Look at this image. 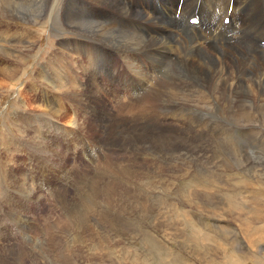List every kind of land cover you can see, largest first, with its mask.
Wrapping results in <instances>:
<instances>
[{
    "label": "rangeland",
    "instance_id": "374dc122",
    "mask_svg": "<svg viewBox=\"0 0 264 264\" xmlns=\"http://www.w3.org/2000/svg\"><path fill=\"white\" fill-rule=\"evenodd\" d=\"M5 1L0 264H264V111L244 119L221 113L220 104L214 112H163L166 99L138 101L131 65L86 46L89 0Z\"/></svg>",
    "mask_w": 264,
    "mask_h": 264
},
{
    "label": "bare ground",
    "instance_id": "6f19581e",
    "mask_svg": "<svg viewBox=\"0 0 264 264\" xmlns=\"http://www.w3.org/2000/svg\"><path fill=\"white\" fill-rule=\"evenodd\" d=\"M13 3H15V2H13ZM13 3H11V4H13ZM16 3H17V1H16ZM81 3H83V2L81 1ZM85 3H87V2L85 1ZM7 4H8V1H7ZM169 5L171 6V11H169L167 8ZM61 6H63V5H61ZM88 6L90 9V12L92 14H94V17L91 16L92 15L91 14L90 17H92V20H90L91 22H89V23H91L90 26H88V29H86L87 27H84V29L87 30L84 34L85 38H86V44H87L86 46H92V49L90 48L92 51L95 50V48L98 46L99 48L97 47V49L100 50V48H101L102 52H104L105 55H106L107 51L110 50V51L115 53V56L119 57V59H122L124 61V63L126 62V63H128L127 65L132 66V68L134 70V75H135V77H133L135 79V80L133 79L135 82H133V83H134L135 88L137 90V94L136 93L135 94L137 95L138 101H142V99H145L148 101L147 104H150L151 100L154 101L155 99L156 100L166 99V103L164 105H162L160 107V109L163 112H170V113H174V114L178 113V112L181 113L183 109H185L187 111H189V110H196V111L197 110H202V111L204 110L205 111L206 110L207 112L208 111L214 112L215 110L212 108L213 104H220L221 105V106H218V111H220L221 113H223L225 115H232V113L233 114L237 113L240 119H244V118L249 117L252 114V112L262 113L264 111V0H89ZM4 7L1 9L6 8V7L5 8ZM70 7H73V6H70ZM229 7H230V9H229ZM72 9H75V8H72ZM179 9H180V12L178 13ZM55 10H56V8H55ZM79 10H80V8H79ZM67 11H68V6H67ZM227 11H228V14L230 13V16H229V21L227 23H225L223 21V18L227 14ZM72 12H74V11H72ZM80 13L77 14V12H76L77 15H80ZM5 14H6V12H5ZM68 14H69V12L67 13V15ZM71 14H73V13H71ZM84 15H86V14H84ZM61 16H62V14H61ZM193 16H196L198 18L197 22H190V18ZM72 20H74V18H72ZM74 22H77V21H74ZM84 22H85V20H84ZM80 23H81V21H80ZM80 23H78V24H80ZM224 23L226 25H224ZM70 24H72V23L70 22ZM75 24L76 23H74V25ZM78 24H77V26H78ZM81 24H80V26H81ZM130 24H132V25L134 24L133 27H129L128 25H130ZM41 26H45V25H41ZM71 28H69V29H71ZM59 30H61V29H59ZM82 30H83V27H82ZM28 32H27V34H28ZM76 33H79V32H76ZM68 41H69V39H68ZM76 41H77V39H76ZM20 43H21V41H20ZM9 47H10V45H9ZM59 48H56V49H59ZM74 48L77 49V47H74ZM58 51H60V50H58ZM66 51H67V49H66ZM95 51H97V50H95ZM73 52H75V51H73ZM25 58H27V57H25ZM53 59H54V57H53ZM96 59H98V57ZM110 62H112V61H110ZM167 63L171 64L170 68L169 69L167 68L168 70L163 72V69L165 68ZM19 64H20V61L18 62V65ZM92 64L90 63V65H92ZM40 66L44 67V64L40 65ZM52 66H54V65L52 64ZM56 66H57V64H56ZM50 69H52V68L50 67ZM58 69H59V67H58ZM181 69L182 70L184 69L187 72L186 75L181 76L180 74H177V72ZM9 70H11V69H9ZM45 71L48 72L47 70H45ZM112 71H113V69H112ZM62 72H63V69H62ZM82 72H83V70H82ZM116 72H115L116 74L119 73L118 69ZM3 73L4 72H2V74ZM71 74H73V73L71 72ZM59 75H60V72H59ZM106 75H107V73H106ZM55 76H57V75H55ZM68 76H69V74H68ZM97 76L98 75L96 74L95 71L89 70V72H88V79L89 80L88 81L90 82V84H92L94 86L93 89H94L95 93L98 95H101L102 92H104V91L102 90L103 89L102 87L101 88L96 87L97 86L96 85ZM72 78H70L71 81H72ZM109 78H111V77L109 76ZM109 78H108V80H109ZM45 79L47 80V78H45ZM58 79H61V78H58ZM104 79H106V78H104ZM55 80L57 81V79H55ZM81 80H82V78H81ZM84 81L85 80H83V82ZM72 82L74 84V81H72ZM77 82H76V84H77ZM76 84H74V85L76 86ZM61 85H64V82ZM78 88H79V86H78ZM83 88H85V87H83ZM62 89H64V88H62ZM105 91H106L105 93L107 95H110L111 91L109 89L108 90L105 89ZM121 91H120V93H121ZM111 94H113V92ZM202 97H203V99H202ZM135 98H136V96H135ZM56 99L58 100L57 97H55V100ZM161 101H163V100H161ZM35 103H37V102H35ZM140 106L141 107H138V110L145 112V113H154V112L159 111V105H151V106L140 105ZM41 109H39V110H41ZM44 109L45 108H43V110ZM57 111H59V110H57ZM50 112H52V111H50ZM205 114H207V113H205ZM237 114L235 116H237ZM217 117H219V116H217ZM146 120H147V118H146ZM218 120L220 121V119H218ZM236 120H237V118H236ZM246 120L247 119H245V122H246ZM252 120H254V119H252ZM144 121H145V119H144ZM215 122H217V121L215 120ZM250 122H252V121H250ZM189 123H190V121H189ZM224 123H225V121H224ZM258 124H260V122ZM146 126L149 127L148 125H146ZM255 126H256V124L254 125V127ZM154 127H155V125H154ZM155 128H157V127H155ZM213 128H215V127H213ZM185 129H186V127H185ZM218 130L220 132V128ZM154 133H155V131H154ZM145 134H146L147 139H150V137L153 138L152 130L151 131L147 130L145 132ZM169 134H170V132H169ZM231 134H232V132H231ZM138 136H139V133H138ZM232 136H234V135H232ZM220 137H222V136L220 135ZM195 139L196 138H194V140ZM223 139L225 140V138H223ZM166 142H168V141L166 140ZM191 147H192V145H191ZM198 148H200V147H198ZM215 156L216 155L214 154V157ZM199 157H201L200 154L196 153L194 158L198 159ZM190 165L192 166V164H189V166ZM197 168L205 170V168H202V166H200V165H198ZM205 171L207 173H209L208 170H205ZM200 178H202V176ZM208 181L210 182V180H208ZM200 184H201V182H200ZM205 191H206V189H205ZM215 198H217V197L215 196ZM222 199H224V198H222ZM212 200H214V199H212ZM230 200H232V199L230 198ZM224 201H225V199H224ZM229 201H227L228 203H226V204H229ZM216 203L218 204V202H216ZM232 209H234V208H232ZM222 210H224V209H222ZM236 210H238V209H236ZM231 211H234V210H231ZM95 212H94V214H95ZM85 213H88V212H85ZM89 214H90V212H89ZM163 233H164V231H163ZM168 235H169V233H168ZM166 236H167V234H166ZM146 237H144L145 240H146ZM192 240H197V239H192ZM198 243L199 242H197V244ZM149 244H151V243H147V245H149ZM149 247L150 246H148V248Z\"/></svg>",
    "mask_w": 264,
    "mask_h": 264
}]
</instances>
